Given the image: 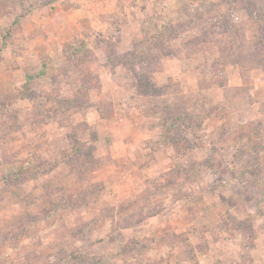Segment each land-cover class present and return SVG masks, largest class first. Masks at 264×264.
I'll list each match as a JSON object with an SVG mask.
<instances>
[{
    "label": "rangeland",
    "instance_id": "1",
    "mask_svg": "<svg viewBox=\"0 0 264 264\" xmlns=\"http://www.w3.org/2000/svg\"><path fill=\"white\" fill-rule=\"evenodd\" d=\"M0 264H264V0H0Z\"/></svg>",
    "mask_w": 264,
    "mask_h": 264
},
{
    "label": "crops",
    "instance_id": "2",
    "mask_svg": "<svg viewBox=\"0 0 264 264\" xmlns=\"http://www.w3.org/2000/svg\"><path fill=\"white\" fill-rule=\"evenodd\" d=\"M76 12L78 13V15H77V17H79V18H81V14H83V13H85V12H81V8H78L77 10H76ZM80 20V19H79Z\"/></svg>",
    "mask_w": 264,
    "mask_h": 264
}]
</instances>
